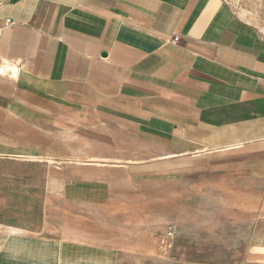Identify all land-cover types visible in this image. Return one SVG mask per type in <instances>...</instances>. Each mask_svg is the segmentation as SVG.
Returning <instances> with one entry per match:
<instances>
[{"label":"crops","instance_id":"obj_1","mask_svg":"<svg viewBox=\"0 0 264 264\" xmlns=\"http://www.w3.org/2000/svg\"><path fill=\"white\" fill-rule=\"evenodd\" d=\"M232 6L0 0V153L264 183V33Z\"/></svg>","mask_w":264,"mask_h":264},{"label":"rangeland","instance_id":"obj_2","mask_svg":"<svg viewBox=\"0 0 264 264\" xmlns=\"http://www.w3.org/2000/svg\"><path fill=\"white\" fill-rule=\"evenodd\" d=\"M228 2L264 33L261 0ZM76 154L0 153L1 241L19 231L33 244L47 239L76 247L54 264H108L84 251L87 245L110 253L113 264H257L264 258V183H204ZM0 264L13 263L0 253Z\"/></svg>","mask_w":264,"mask_h":264},{"label":"bare ground","instance_id":"obj_3","mask_svg":"<svg viewBox=\"0 0 264 264\" xmlns=\"http://www.w3.org/2000/svg\"><path fill=\"white\" fill-rule=\"evenodd\" d=\"M22 235L23 234L21 232L14 231V247L13 242L8 241L10 239L9 236L6 238L5 242L0 240L1 256L5 257L12 263L14 262V264H26L27 261L34 263L40 262L42 264H54L57 262L61 254H67L70 249H74L72 243H61L57 240L45 239L42 240L40 244L35 245L32 242L24 241L21 238ZM86 247L87 249L84 251H90L99 255L103 257L108 264H113V257L110 253H96L94 250H90L91 248L89 245Z\"/></svg>","mask_w":264,"mask_h":264},{"label":"built area","instance_id":"obj_4","mask_svg":"<svg viewBox=\"0 0 264 264\" xmlns=\"http://www.w3.org/2000/svg\"><path fill=\"white\" fill-rule=\"evenodd\" d=\"M254 3L257 1V0H252Z\"/></svg>","mask_w":264,"mask_h":264}]
</instances>
